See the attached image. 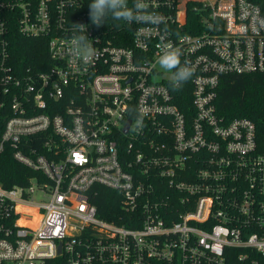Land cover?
Here are the masks:
<instances>
[{
	"label": "built area",
	"instance_id": "1",
	"mask_svg": "<svg viewBox=\"0 0 264 264\" xmlns=\"http://www.w3.org/2000/svg\"><path fill=\"white\" fill-rule=\"evenodd\" d=\"M90 2L0 0V154L31 172L0 178V264H264V129L216 106L223 75L264 72V0H148L167 31L96 27ZM13 34L44 43V69L16 65ZM167 43L193 70L178 90L153 67ZM97 184L120 220L92 203Z\"/></svg>",
	"mask_w": 264,
	"mask_h": 264
},
{
	"label": "trees",
	"instance_id": "2",
	"mask_svg": "<svg viewBox=\"0 0 264 264\" xmlns=\"http://www.w3.org/2000/svg\"><path fill=\"white\" fill-rule=\"evenodd\" d=\"M12 41V53L18 67L45 68L48 49L42 41L18 34H13ZM185 99L188 104L190 97L186 95ZM216 106L218 113L227 120L248 117L264 129V72L223 75L218 86ZM30 175L31 172L14 159L10 149L0 154V178L6 187L26 183ZM94 188L98 193L91 196V201L100 215L109 220H120L115 213L120 209L118 193L98 184Z\"/></svg>",
	"mask_w": 264,
	"mask_h": 264
},
{
	"label": "clouds",
	"instance_id": "3",
	"mask_svg": "<svg viewBox=\"0 0 264 264\" xmlns=\"http://www.w3.org/2000/svg\"><path fill=\"white\" fill-rule=\"evenodd\" d=\"M148 0H91L89 4L90 21L96 27H100L109 20L124 22L127 24L138 23L148 26L167 25L165 17L157 12L149 10ZM73 34L70 40L69 54L78 59H89L94 55V48L87 33V26L82 23H72ZM150 30V29H149ZM182 52L171 43L162 46L161 54L155 64L164 72L170 73V85L174 90L180 89L193 75V70L187 64L181 63ZM144 113L137 115L130 126L131 130H139L143 127Z\"/></svg>",
	"mask_w": 264,
	"mask_h": 264
},
{
	"label": "rangeland",
	"instance_id": "4",
	"mask_svg": "<svg viewBox=\"0 0 264 264\" xmlns=\"http://www.w3.org/2000/svg\"><path fill=\"white\" fill-rule=\"evenodd\" d=\"M37 198H38L39 200H43V199H45L44 195H43L41 192H39V193L37 194Z\"/></svg>",
	"mask_w": 264,
	"mask_h": 264
}]
</instances>
